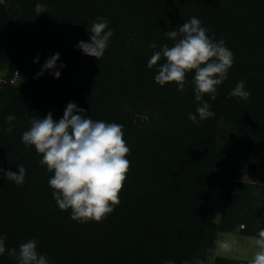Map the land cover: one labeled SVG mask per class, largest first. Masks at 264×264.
Returning a JSON list of instances; mask_svg holds the SVG:
<instances>
[{
    "label": "trees",
    "instance_id": "trees-1",
    "mask_svg": "<svg viewBox=\"0 0 264 264\" xmlns=\"http://www.w3.org/2000/svg\"><path fill=\"white\" fill-rule=\"evenodd\" d=\"M38 3L47 12L36 15ZM101 16L114 35L98 60L75 46L89 41L88 28ZM191 17L199 18L207 35L223 39L234 54L217 98L204 96L215 116L199 124L188 118L198 106L194 72L187 74L180 92L175 82L160 86L154 80L156 66L147 67L160 45L173 46L166 32ZM153 41L156 49L149 47ZM56 52L58 64L66 65L60 77L45 72L36 78ZM4 70L0 129L9 126L10 114L16 119L10 133L0 131V168L18 172L16 166L23 165L27 175L17 186L0 173V234L7 236L6 247L15 249L0 256V264H17L14 255L31 238L55 264H183L214 245L218 226L208 221L207 211L217 183L213 171L223 158L221 137L242 134L235 148L241 164L254 162L264 139V0H5L0 2V72ZM73 71L85 73L87 80L69 82ZM16 73L22 75L20 84L14 81ZM240 80L251 92L247 100L228 95ZM69 102L93 120L122 124L130 148L120 203L100 222L80 223L71 218V209H59L48 184L54 173L39 163L34 146L21 140L31 119L51 111L58 120ZM143 107L160 114L161 128H143L141 118L134 120ZM237 185L222 184L225 214L247 197L246 186L236 190ZM255 210L248 209L241 220L246 224L242 234L255 236L259 228H254L264 222L256 223ZM236 227L220 226L225 232H236Z\"/></svg>",
    "mask_w": 264,
    "mask_h": 264
},
{
    "label": "clouds",
    "instance_id": "clouds-1",
    "mask_svg": "<svg viewBox=\"0 0 264 264\" xmlns=\"http://www.w3.org/2000/svg\"><path fill=\"white\" fill-rule=\"evenodd\" d=\"M47 12L46 6L36 4L35 14ZM88 28V27H87ZM178 28V30H176ZM177 28L167 31L166 36L173 41L160 45L148 60L149 69L156 66L155 82L164 86L175 82L177 89L184 92L187 74L193 73L191 83L195 85V101L198 102L196 113H189L188 118L194 123L215 116L205 94L214 101L218 95V87L228 79L229 69L234 64V54L226 46L223 39L216 41L214 36L207 35L208 29L197 17H191ZM91 33L89 41L81 40L75 47L84 54L100 60L108 48L114 30L109 27L105 17H98L88 28ZM150 48L156 49L153 41ZM60 53L51 55L36 78L49 72L54 78L61 75L60 69L66 67L58 61ZM39 61V55L34 62ZM158 61H163L158 63ZM229 97L249 99L251 92L246 88V81L240 80L229 93ZM86 110L69 102L63 117L56 120L50 111L44 118H33L30 128L23 132L21 140L26 147L34 146L41 155L39 163L47 166V171L54 173L48 180L53 189L52 196L59 209H71V218L80 223L90 220L102 221L107 214L114 211L120 203L119 193L123 188L126 173L130 167L127 146L123 133V125L103 120H93L85 116ZM9 126L0 131L11 132L12 122L16 116L7 118ZM18 172L0 168V173L7 181L17 186L24 183L27 170L23 165L16 166ZM246 225L238 226L237 231ZM7 236L0 234V256L6 251L15 249L6 247ZM216 248L222 253H231L238 244L235 237L218 239ZM254 244L257 251L253 253L247 264H264V227L255 234ZM36 238L28 239L19 246V264H49L48 258L38 251Z\"/></svg>",
    "mask_w": 264,
    "mask_h": 264
},
{
    "label": "rangeland",
    "instance_id": "rangeland-1",
    "mask_svg": "<svg viewBox=\"0 0 264 264\" xmlns=\"http://www.w3.org/2000/svg\"><path fill=\"white\" fill-rule=\"evenodd\" d=\"M5 0H0L3 2ZM19 22V21H18ZM8 70H4L0 72V83L3 78L6 77ZM17 74V73H16ZM46 73L41 77H45ZM15 82L19 84L22 83L21 76L14 77ZM69 82L71 83H79L87 80V76L83 72L73 71L69 74L68 77ZM141 108L139 111L135 112L134 120L141 118L143 120L144 125L143 128L156 127L161 128L163 119L160 117L158 112H153L149 110H143ZM223 123L220 122V128H222ZM223 136V135H222ZM233 136V133L231 134ZM242 134L236 133L234 137H221V150H222V162L219 166L214 169V174L217 179V183L212 187V193L208 202V211H207V219L209 222L216 224L217 230L214 232L216 238L213 242V246L209 247L205 251L202 257H198L196 260L186 261L183 264H228L227 260H248L252 258L253 253L257 251V248L254 244L255 236H249L246 234H242L239 231H221L220 226L234 223L236 230L241 222L244 219V216L248 215V209H256L259 214L256 215L258 223H260L262 217V213L264 214V139L259 144V151L256 155L254 162L249 161L248 163H239L237 155L235 154V148L237 144L241 142ZM239 146V145H238ZM247 163V164H246ZM223 182H233V184H238L235 186L236 190H241V184L245 185L243 189V193L247 195L244 203H236L234 210L229 212V214H225V203L227 202L225 199V191L223 190ZM232 208V207H231ZM230 208V209H231ZM262 209V211H261ZM255 210V211H256ZM257 223V224H258ZM261 227H264V222H261ZM244 225H246L244 223ZM246 228V227H245ZM245 228L241 229L244 230ZM260 228V226H256L254 229ZM235 237L238 240V244L233 252L231 253H222L216 248L215 242L218 239H231ZM17 264H19L18 253L14 255ZM49 260V264H55L54 261L47 257ZM173 264V263H172ZM230 264V263H229Z\"/></svg>",
    "mask_w": 264,
    "mask_h": 264
},
{
    "label": "built area",
    "instance_id": "built-area-1",
    "mask_svg": "<svg viewBox=\"0 0 264 264\" xmlns=\"http://www.w3.org/2000/svg\"><path fill=\"white\" fill-rule=\"evenodd\" d=\"M19 76H21V78H22V75L19 74V73H17V74L15 75L16 78L19 77ZM14 81H15V80H14Z\"/></svg>",
    "mask_w": 264,
    "mask_h": 264
}]
</instances>
